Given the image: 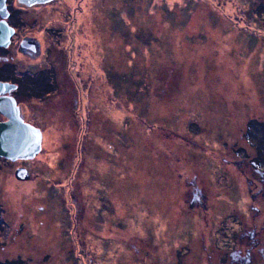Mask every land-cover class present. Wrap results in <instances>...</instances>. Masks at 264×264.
I'll return each mask as SVG.
<instances>
[{
    "label": "rangeland",
    "instance_id": "1",
    "mask_svg": "<svg viewBox=\"0 0 264 264\" xmlns=\"http://www.w3.org/2000/svg\"><path fill=\"white\" fill-rule=\"evenodd\" d=\"M17 17L0 78L42 141L0 157V264H264V0Z\"/></svg>",
    "mask_w": 264,
    "mask_h": 264
},
{
    "label": "water",
    "instance_id": "2",
    "mask_svg": "<svg viewBox=\"0 0 264 264\" xmlns=\"http://www.w3.org/2000/svg\"><path fill=\"white\" fill-rule=\"evenodd\" d=\"M19 1L31 4L49 0ZM0 13V45L6 46L13 27L4 19L7 16L4 0H0ZM21 46L36 50V46L24 42H21ZM16 87L15 82L0 80V114L4 117L0 120V157L8 160L31 159L41 149L42 131L39 126L23 118L16 98L10 93Z\"/></svg>",
    "mask_w": 264,
    "mask_h": 264
},
{
    "label": "flooded vegetation",
    "instance_id": "3",
    "mask_svg": "<svg viewBox=\"0 0 264 264\" xmlns=\"http://www.w3.org/2000/svg\"><path fill=\"white\" fill-rule=\"evenodd\" d=\"M50 1V0H49ZM45 2H48V1H45ZM45 2H36V3H31V4H26L22 1H19V0H4V4H5V9L7 11V16L4 17L5 21L7 22V24H9L11 27H13V31L10 35V38H9V42L6 46H3V45H0V73L3 70H5L7 72V68L10 65H13L12 63H9L8 61L10 60V56L11 55H7L6 53L8 52V48H12L11 45H12V42H13V37L15 36V34L18 32V28H17V24L16 22L14 21H17L18 22V17L17 15L21 13V10L23 9H33L34 5L36 4H40V3H45ZM17 4H20V6H18ZM25 6V7H24ZM0 19H2V16H1V13H0ZM24 38H27V37H23L21 40H20V47L23 48L21 46V42ZM24 49V48H23ZM32 51V50H31ZM36 51V50H35ZM33 51V52H35ZM11 62V61H10ZM14 66V65H13ZM0 80H3V81H11L13 82L12 80L10 79H6L4 77H1ZM46 82H48V80L46 79ZM17 88V87H16ZM11 93V91H10ZM4 118V117H2ZM71 197V195H70ZM61 206H63V203H61ZM61 210V208H60ZM64 207H63V211H64ZM254 211L256 213V211H258V208L255 206L254 207ZM76 212H78V210H76ZM64 217V214L62 216V218ZM261 226L257 223H255L253 225V231L251 232V236L254 237L252 238V241L253 243L256 242V240L254 238H256L255 234L257 235V233L254 234V232H257L258 231V228H260ZM253 234V235H252ZM260 239V237H259ZM262 245V244H261ZM264 247V245H263Z\"/></svg>",
    "mask_w": 264,
    "mask_h": 264
},
{
    "label": "bare ground",
    "instance_id": "4",
    "mask_svg": "<svg viewBox=\"0 0 264 264\" xmlns=\"http://www.w3.org/2000/svg\"><path fill=\"white\" fill-rule=\"evenodd\" d=\"M77 10H78V13H81L82 12V9H79V7L77 8ZM92 18H91V22H92ZM22 42H24V44H26V45H34V46H36V42L34 41V39H31V38H29V37H27V38H24L23 40H22ZM23 47V46H22ZM24 49H28V50H30L29 48H27V47H23ZM5 77L6 78H8V79H10V80H12V77H10V76H8L7 74H5ZM11 82V81H10ZM19 160H21V159H19ZM12 161H14V160H12Z\"/></svg>",
    "mask_w": 264,
    "mask_h": 264
},
{
    "label": "trees",
    "instance_id": "5",
    "mask_svg": "<svg viewBox=\"0 0 264 264\" xmlns=\"http://www.w3.org/2000/svg\"><path fill=\"white\" fill-rule=\"evenodd\" d=\"M5 78H6V77H5ZM6 79H8V78H6ZM234 253H235V252H232V255H234Z\"/></svg>",
    "mask_w": 264,
    "mask_h": 264
}]
</instances>
